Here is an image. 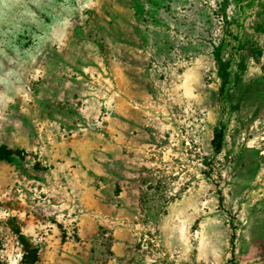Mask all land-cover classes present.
<instances>
[{
    "label": "rangeland",
    "instance_id": "1",
    "mask_svg": "<svg viewBox=\"0 0 264 264\" xmlns=\"http://www.w3.org/2000/svg\"><path fill=\"white\" fill-rule=\"evenodd\" d=\"M70 140L129 205L42 253ZM0 149V264H264V0H0Z\"/></svg>",
    "mask_w": 264,
    "mask_h": 264
},
{
    "label": "crops",
    "instance_id": "2",
    "mask_svg": "<svg viewBox=\"0 0 264 264\" xmlns=\"http://www.w3.org/2000/svg\"><path fill=\"white\" fill-rule=\"evenodd\" d=\"M75 143L74 140H70L66 151H62L58 146L56 160L53 163V169L51 168V172L64 184L63 200H58L52 206L56 209L57 214L34 215L18 212L15 214L17 221L22 224L19 235L35 240L38 244L37 249H40L42 253L53 254L60 249L75 245L87 248L89 245L84 241L76 242L74 245L69 237L64 238L62 236L63 229L60 227L61 223L77 222L80 239L89 240L91 235L96 232L98 222L103 221L104 217H108L106 208L114 209L121 205V210H125L123 209L125 204L129 205L130 193L127 186L121 187L120 192H115L113 189L106 198L102 191L89 185L90 176H92L89 173L93 171V173L105 174L109 170L108 165L100 164L89 156L78 158L77 150L74 147ZM112 183L114 188L116 184ZM79 204L83 208L81 214L77 213ZM115 219L118 218L115 217ZM117 246H120L119 243L116 244Z\"/></svg>",
    "mask_w": 264,
    "mask_h": 264
},
{
    "label": "trees",
    "instance_id": "3",
    "mask_svg": "<svg viewBox=\"0 0 264 264\" xmlns=\"http://www.w3.org/2000/svg\"><path fill=\"white\" fill-rule=\"evenodd\" d=\"M210 19V18H209ZM218 72L220 73L222 79H223V84L225 83V76H223V72H225V66L221 65L218 69ZM223 142H224V133L222 129L215 128L214 134H213V139H212V145L217 153H219L223 147ZM1 151V149H0ZM5 160L8 161L9 158L7 156H0V161ZM161 209V207H160ZM233 246V244H231ZM36 248L34 252L32 253H27L26 252V259L28 260V264H34L37 261V255H36Z\"/></svg>",
    "mask_w": 264,
    "mask_h": 264
}]
</instances>
